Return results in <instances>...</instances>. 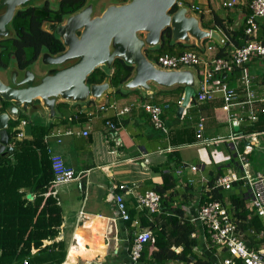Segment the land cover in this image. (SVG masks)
I'll return each mask as SVG.
<instances>
[{
  "label": "crops",
  "instance_id": "crops-1",
  "mask_svg": "<svg viewBox=\"0 0 264 264\" xmlns=\"http://www.w3.org/2000/svg\"><path fill=\"white\" fill-rule=\"evenodd\" d=\"M183 1L187 2L183 5L187 4L190 8L192 5L201 8L199 12L191 10L201 16L203 28V24L213 22L215 15L226 21L231 20L232 24L238 26L246 17L243 6L225 9L220 0ZM211 30L223 35L220 29ZM217 45L220 44L209 38L205 46L203 43V50L196 51L208 56L216 55ZM208 46H214L210 53L206 50ZM228 50L231 51L232 47ZM247 67L252 76L249 86L240 80L238 74L232 72H224L214 78V81L225 82L236 93L227 110L224 109L228 102L223 91H216L212 100L198 101L201 78V69L198 67H188L197 72L198 90L180 115V101L183 102L185 89L181 93L177 90L179 86L165 88L158 85H154L152 92L142 89L123 90L126 94H116L114 87L102 104L106 107L104 109L90 99L81 105L68 102L65 106H57L56 115L52 118L45 108L41 111L21 110L17 120L19 124L14 128V139L19 130L24 136L17 140L30 138L31 122L42 126L53 122L55 126L46 136L45 142L50 150L62 155L67 167L79 175L78 179L53 187L47 193L58 201L62 224L58 236L44 240L41 248L64 243L66 257L61 264H147L140 262V259L133 261L131 250L134 239L140 231L151 230L144 224L146 219L153 220L155 215L162 214L164 210L162 205L155 213L139 208L137 196L147 191H156V188L163 185L164 174L171 173L177 186L172 198L171 192H167L164 200L172 206L185 209L186 217H190L191 222L197 225V231L192 235L199 240L198 246L194 248L196 254L210 259L213 264H223V259L229 257V253L226 249L209 246L207 239H203L202 225L194 221V218L199 212L201 196L205 195L211 176H216L220 170L223 171L222 176L230 169L241 171L237 168L239 154L249 151L247 159L250 170L261 173L253 170L250 159L255 152L264 148V130L249 131L254 126L264 127V112L261 111L264 108V63L255 60ZM221 75L224 81L220 79ZM251 94L253 103H248ZM145 103L164 108L162 120L166 130L154 127L150 116L143 109ZM114 105L119 109L131 106V111L118 116ZM255 113L256 119L253 118ZM32 114H36V120L29 118ZM201 122L202 137L198 138ZM67 131L71 133L66 134ZM85 131L87 135L83 134ZM9 145L12 146L10 142ZM180 170L181 173L178 172ZM117 185H127L130 192L117 188ZM234 187L222 190L227 194H241L248 204L246 187L240 183ZM116 196L123 197L128 220L122 218ZM164 200L162 197V203ZM225 204L231 211V201L226 200ZM150 247L148 256L154 250L153 246ZM174 249L177 253L182 250ZM49 251L47 249L46 252ZM54 251L50 256L44 255L46 252L41 249H34L20 264H53L56 262L52 261L54 256L58 260L62 256L59 248ZM163 264L184 262L171 260Z\"/></svg>",
  "mask_w": 264,
  "mask_h": 264
},
{
  "label": "trees",
  "instance_id": "trees-1",
  "mask_svg": "<svg viewBox=\"0 0 264 264\" xmlns=\"http://www.w3.org/2000/svg\"><path fill=\"white\" fill-rule=\"evenodd\" d=\"M87 0H61L54 3L47 0L43 5L30 6L20 10L13 21V27L17 34L7 42V49H2L0 60L5 61L6 55H11L21 66L33 62L44 51L58 54L65 50V46L58 35L49 33L43 29V24L49 21L62 22L66 17L80 10ZM127 0H124L125 2ZM183 3L186 1L180 0ZM178 8L174 7L173 11ZM245 9V20L242 24L234 25L232 21L214 16L213 22L203 24L204 28L220 29L227 37L222 45H217L216 57L229 58L231 44L237 47L243 46L247 36L245 34L246 18L251 15L250 8ZM260 38L264 42V22L261 24ZM209 39L205 40L204 46ZM11 48V52L6 51ZM29 50V53L27 51ZM200 50L195 44L187 45L175 43L171 39V29L164 31L161 44L154 49H147L146 55L157 62L162 56L180 55L186 51ZM203 50V49H202ZM113 69V73L111 70ZM112 69L97 68L90 76L89 83H100L107 76L111 77L116 94H126L121 88L122 84L129 79L133 67L123 60H115ZM223 80V76H220ZM224 81V80H223ZM177 90L184 91L183 87ZM132 91V90H131ZM135 91V90H133ZM67 103H60L58 108ZM9 103L3 101V109ZM81 105V104H78ZM57 117V116H56ZM55 117V118H56ZM23 118V116H22ZM264 121V119H262ZM261 120V121H262ZM19 121H10L8 133L10 143L14 150L0 154V264H20L34 249L46 252L44 255H53L56 248L62 252L61 259L52 258L53 264H61L66 257L65 245L62 242L54 243L53 246L41 248L44 240L54 239L59 234L62 224L61 208L58 201L52 195H47L52 189L54 172L46 136L54 128L53 122L48 126L36 123L30 124V138L23 140L14 139V128ZM262 131L264 127L254 126L249 132ZM220 170L216 176H211L208 182L210 191L201 196L200 203L204 204L211 200L231 201L233 217L236 218L244 240L251 248H260L264 245V238H259L263 225L259 217L253 215L248 209L245 198L241 194H227L221 188L215 187L216 180L222 176ZM163 185L156 188L164 200L167 192H171L170 199L177 183L171 173L163 176ZM28 193L33 194V200L27 198ZM226 199V200H225ZM162 214L154 216L153 220L146 219L145 226L153 232L154 241L148 243L141 255L140 262L147 264H163L171 260H179L184 264H213L210 259L199 257L194 248L199 240L192 235L197 231V225L192 223L190 217H186L185 209L172 206L167 200L162 203ZM234 208V209H233ZM169 212V215L167 214ZM144 214V213H143ZM209 238V236H208ZM207 241L210 242V238ZM154 250L148 256L149 247ZM151 248V247H150ZM174 248H181L177 253Z\"/></svg>",
  "mask_w": 264,
  "mask_h": 264
},
{
  "label": "water",
  "instance_id": "water-1",
  "mask_svg": "<svg viewBox=\"0 0 264 264\" xmlns=\"http://www.w3.org/2000/svg\"><path fill=\"white\" fill-rule=\"evenodd\" d=\"M34 1L0 0V40L12 36L10 26L15 15ZM179 1L127 0L109 4L97 14L100 0H87L62 23L46 22V30L59 36L65 50L40 56L36 69L45 72L40 77L32 70H26L21 76L19 72L10 75V71H6L5 82L0 76V154L14 150L9 145V123L19 120L21 110L45 108L52 118L60 103L80 104L91 99L102 106L113 92L111 77L107 76L100 83H89V76L97 68L112 69L117 59L133 67L131 76L121 86L123 90L152 92L154 85L183 87L185 95L180 115L198 90L197 72L188 67L161 68L145 51L157 48L168 28L173 42L195 44L199 49L208 38L220 45L225 43V38L219 31L203 28L201 16L189 5H179ZM176 5L178 8L173 11ZM2 101L10 104L3 109ZM27 197L32 199L33 195Z\"/></svg>",
  "mask_w": 264,
  "mask_h": 264
},
{
  "label": "built area",
  "instance_id": "built-area-1",
  "mask_svg": "<svg viewBox=\"0 0 264 264\" xmlns=\"http://www.w3.org/2000/svg\"><path fill=\"white\" fill-rule=\"evenodd\" d=\"M221 5L225 9H235L239 6L251 9V15L246 18L245 34L246 42L243 46L237 47L231 44L232 50L229 51V58H219L216 55H206L200 51L190 50L180 55L162 56L157 61V64L164 69H181L184 67L200 68V92L198 101L212 100L216 91L225 93V100L228 102L224 109L229 108V102L235 98L236 93L229 88L225 82L220 80L214 81L217 75L224 72H232L238 74L240 80L246 86L252 82V76L249 73L247 65L251 61H261L264 63V42L260 38L261 24L264 22V0H220ZM182 4V3H180ZM191 8L197 12L201 11L198 5H192ZM225 41L227 37L223 34ZM207 52H212L214 46H208ZM214 83V85H213ZM212 85V86H211ZM264 91V87H262ZM182 101H180V104ZM248 103H253V95H250ZM102 109L106 108L101 106ZM114 109L118 116H123L131 111V106L122 109L114 105ZM143 109L150 116L151 123L155 128L166 130L162 120L164 108L157 104L145 103ZM264 112V108L261 109ZM253 118H257V114ZM25 124V121H22ZM114 128L113 125H111ZM203 123L199 124L198 138L202 137ZM67 131L66 134H70ZM87 135L88 132H83ZM60 136L61 133L58 132ZM24 133L19 130L17 139H21ZM61 142V139H58ZM250 148V146L248 147ZM50 159L54 172L52 181L53 187L69 183L78 179L79 175L75 170L66 166L62 155L50 150ZM249 152V151H248ZM247 153L238 155V164L241 171L230 169L226 174L220 176L215 187L229 190L236 183H240L246 187L248 204L247 207L253 215L259 217L262 221L263 228L259 233V238H264V174L253 173L250 170ZM181 173V170L178 171ZM117 188L130 192L127 185H117ZM211 189L207 187L206 191ZM119 212L124 220L129 219V215L125 209L123 197L116 196ZM137 204L139 208H146L151 213L158 212L162 205V196L154 190L147 191L137 196ZM194 221L202 226L203 239L206 240L209 236V246L226 249L229 257L223 259V264H264V245L260 248H251L244 240L243 234L239 229L236 218L228 209L227 205L220 200L207 201L201 204L197 216ZM208 238V239H209ZM154 241L151 230H143L137 233L131 250L132 259L134 262L139 261L142 250L148 242ZM209 241V240H208ZM27 264V262H25Z\"/></svg>",
  "mask_w": 264,
  "mask_h": 264
},
{
  "label": "flooded vegetation",
  "instance_id": "flooded-vegetation-1",
  "mask_svg": "<svg viewBox=\"0 0 264 264\" xmlns=\"http://www.w3.org/2000/svg\"><path fill=\"white\" fill-rule=\"evenodd\" d=\"M47 0H41V2L40 3H38V4H36V6H40V5H43L45 2H46ZM50 1H52V0H50ZM61 1V0H60ZM59 1V2H60ZM124 1V0H123ZM123 1H121V2H119V3H122ZM53 2V1H52ZM59 2H54V3H58L59 4ZM31 6H35V4H32ZM17 15V14H16ZM15 15V16H16ZM14 19H15V17H14ZM14 19H13V21H14ZM13 21H12V23H11V26L10 27H12L11 28V30H12V36H10V37H8V38H5V39H2V40H0V53H1V50L2 49H7V43L9 44V42H7L9 39H12V38H14L15 36H16V34H17V32H16V30H15V28L13 27ZM64 21V20H63ZM62 21V22H63ZM49 22H57V23H62V22H58V21H49ZM43 29L45 30V31H47L46 30V23H44L43 24ZM48 32V31H47ZM56 34V33H55ZM57 35V34H56ZM12 51V50H11ZM10 50H7L6 52L7 53H10L11 52ZM45 52H47V51H44V52H42L38 57H37V59L36 60H34L33 62H28V63H26L27 65H23V66H21L20 65V63H18L15 59H14V57L13 56H11V55H6L5 56V61H2V60H0V71H1V79L5 82L6 80H7V76H6V71H10L9 73H10V75H12V74H14L15 72H19V76H21L22 74H24V72L26 71V70H32L34 73H36V75L37 76H41V75H43V74H45V72H43L42 70V72L40 71V70H38V69H36V67L39 65V59H40V56L43 54V53H45ZM63 52V51H62ZM48 53H50V52H48ZM61 53V52H60ZM51 54V53H50ZM59 54V53H58ZM52 55H56V54H52ZM14 59V62H12L11 61V59ZM6 79V80H5ZM39 101H37V103H38ZM2 103H3V101H2ZM9 104H10V102H8Z\"/></svg>",
  "mask_w": 264,
  "mask_h": 264
},
{
  "label": "rangeland",
  "instance_id": "rangeland-1",
  "mask_svg": "<svg viewBox=\"0 0 264 264\" xmlns=\"http://www.w3.org/2000/svg\"><path fill=\"white\" fill-rule=\"evenodd\" d=\"M121 1H123V0H100L99 9L97 11V14H101L107 5L112 4V3L119 4V2H121ZM40 2H41V0H36V1H34V4L36 5ZM9 50L11 51V48H9ZM27 53H29V50L27 51ZM11 61L14 62V59L12 58ZM0 74H1V71H0ZM29 118L32 120L37 119L36 114H32ZM250 164H251L254 171L256 170V171H259L261 173H264V148L255 152V154L250 159ZM235 190L232 189V191H235Z\"/></svg>",
  "mask_w": 264,
  "mask_h": 264
},
{
  "label": "clouds",
  "instance_id": "clouds-1",
  "mask_svg": "<svg viewBox=\"0 0 264 264\" xmlns=\"http://www.w3.org/2000/svg\"><path fill=\"white\" fill-rule=\"evenodd\" d=\"M180 3H182V4H180ZM179 5H183V2L182 1H179ZM209 39V38H208ZM226 42V41H225ZM157 63V62H156ZM153 242V241H152Z\"/></svg>",
  "mask_w": 264,
  "mask_h": 264
}]
</instances>
